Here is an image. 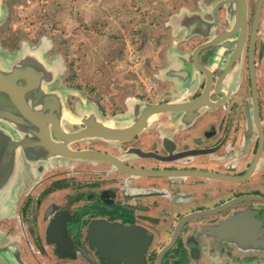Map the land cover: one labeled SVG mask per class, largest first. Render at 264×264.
<instances>
[{"label": "flooded vegetation", "instance_id": "1", "mask_svg": "<svg viewBox=\"0 0 264 264\" xmlns=\"http://www.w3.org/2000/svg\"><path fill=\"white\" fill-rule=\"evenodd\" d=\"M174 3L168 10L154 12L156 27L144 25L138 30L156 36L163 44L154 69L173 65L175 78L164 76L166 81L160 82L149 76V91L125 89L104 106L90 93L82 94L106 118L124 113L121 100L128 94L147 103L191 104L178 108L179 113H162L152 129L131 139L113 144L87 140L68 144L74 151L106 155L103 157L114 164L58 156L29 163L19 150L13 213L0 221L1 263L127 264L126 251L107 254L96 243L91 247L93 230L101 233L104 224L136 227L151 237L141 264H264L262 248L250 245L247 250L239 242L246 225L226 223L232 213L255 210L259 214L255 219L260 224L263 221L261 227L257 223V230L264 240V0H246V23L240 35L229 23L228 0ZM181 9L203 18L204 23L211 22L205 32L211 37L203 38V32L193 35L191 27L179 23L173 36L165 23ZM5 39L2 43L8 51L17 50L23 40L19 35ZM172 46L178 61L167 58ZM60 49L69 72L64 82L72 86L75 73L67 44L54 48L49 57ZM187 67L196 71L197 86L180 92L172 89L187 86L183 75ZM66 101L74 111L77 99ZM2 126L19 139L15 130ZM52 137L56 139L54 134ZM193 150L205 153L190 154ZM129 169L143 174L147 170L168 174L210 171L240 181L144 176L129 173ZM238 199L256 201L230 206ZM217 224L224 228L220 237H215ZM98 233V238L108 237ZM206 238L218 251L202 255L198 241Z\"/></svg>", "mask_w": 264, "mask_h": 264}, {"label": "water", "instance_id": "2", "mask_svg": "<svg viewBox=\"0 0 264 264\" xmlns=\"http://www.w3.org/2000/svg\"><path fill=\"white\" fill-rule=\"evenodd\" d=\"M4 1L7 0H0V26H3L9 13ZM227 7L231 14L229 23L235 32H240V35L241 29L246 23V0H228ZM185 12L181 9L178 14L170 15L167 19L165 26L172 28V35L175 36V28L179 23L185 28L191 27L193 35H200L199 32H203V38H210L211 35L205 32L212 27L211 22L204 23L202 22L203 18L197 17L195 14L187 15ZM186 30L183 29L182 31L185 32ZM52 46V39L41 36L36 44L22 42L13 54L0 50V221L7 219L13 213L17 177L20 169L19 150L23 160L29 163L34 161L46 162L49 157L58 156L114 164V162L103 157L106 155L90 151H74L70 149L68 144L82 140L92 143L100 141L101 143L113 144L131 139L145 130L152 129L162 113H179L176 112L178 108L191 104L176 101L147 103L128 94L121 100L124 113L106 118L95 106L86 102L78 91L62 86L61 83L67 76V69L60 53L49 57ZM176 53V49L172 46L166 53L167 58L176 61L178 59L174 57ZM185 70L187 72L183 75H186L187 86L186 84L181 87L173 86L172 89L180 92L185 90V87L187 90L189 86L192 90L194 86H197L199 81L196 71L190 67ZM151 76L153 79L164 82L166 81L164 76L176 77V68L169 65L164 69L151 72ZM69 97H76L77 99L74 111H71L67 105L66 100ZM195 104L201 106L200 102ZM185 117H187V113H185ZM68 124L84 125L85 128L73 130ZM2 125L15 130L19 139L15 140ZM52 134L55 135L56 139H53ZM200 153H205V150L190 152V154L195 155ZM118 169L126 171L123 168ZM140 172L142 170L129 169V173L144 176L188 175L230 182L240 181L234 180L232 176L220 175L210 171H191L185 172L186 174L182 172L168 174L163 171L154 172L151 170L144 171L145 174ZM247 201L256 200L238 199L231 202L230 206ZM259 201L262 202L263 200L260 199ZM253 212L256 211L245 209L232 213L227 218L226 223L232 224L241 221L242 225H246V234L242 233L243 238L239 241L241 245L245 246L247 250L250 245L264 250L263 235L259 236L257 230V223L261 227L263 221L260 224V221L255 219V216L259 214ZM101 228L103 230L101 233H98L97 230L92 232L93 240L90 239L92 248L96 247L94 244L96 243L106 253L108 252L107 254H120L126 251L129 253L127 264L142 263L144 251L150 243V236L132 226H106L102 224ZM214 229L215 237L223 235L224 228L220 224L214 226ZM97 233L108 237L98 238L96 237ZM164 250L165 248L161 252ZM0 264L3 263L0 262Z\"/></svg>", "mask_w": 264, "mask_h": 264}, {"label": "rangeland", "instance_id": "3", "mask_svg": "<svg viewBox=\"0 0 264 264\" xmlns=\"http://www.w3.org/2000/svg\"><path fill=\"white\" fill-rule=\"evenodd\" d=\"M174 1L7 0L4 4L10 11L0 26V50L13 54L14 50L5 49L2 42L18 35L26 38L21 42L36 44L46 33L55 38V49L65 42L75 82L66 86L63 81L62 86L78 91L82 97V91H86L104 106L114 93L126 89L121 82L123 86L136 85L139 93L144 91L147 82L144 84L137 75L154 70L163 44L138 29L144 25L156 27L154 12L168 10Z\"/></svg>", "mask_w": 264, "mask_h": 264}, {"label": "crops", "instance_id": "4", "mask_svg": "<svg viewBox=\"0 0 264 264\" xmlns=\"http://www.w3.org/2000/svg\"><path fill=\"white\" fill-rule=\"evenodd\" d=\"M132 24V23H131ZM146 33L147 32H143V34H145V36L146 37H149L150 36V34H148L147 33V35H146ZM42 35H46V33H43ZM41 35V36H42ZM40 36V37H41ZM39 37V38H40ZM48 38H50V39H52L53 40V46H52V49H51V52H53V49H54V45H55V38H53V37H49V36H47ZM64 37H65V40H66V36L64 35ZM127 38H129V37H126V39H125V41L127 40ZM26 38H24L23 40H25ZM64 44V43H63ZM125 45H128L127 44V42H126V44ZM62 49H60V50H58V53H60L61 54V56H62V60H63V62H64V65H65V61H64V59H63V55H62V51H61ZM66 66V65H65ZM66 69H67V67H66ZM152 72H156V69H154ZM69 72H68V69H67V74H68ZM149 76H150V78L151 79H153L152 78V76H151V72L149 71V70H146L145 71V74H142L141 76L138 74L137 75V77L138 78H140V80L145 84L146 82H147V85H146V88L144 89V91H149L150 89H151V84H150V82H149ZM154 80V79H153ZM156 81V80H155ZM129 82V81H128ZM120 85H122V87H125L126 89H128L129 91H132V92H138L137 91V86L135 85V86H133L132 87V85L129 83V84H126L127 86H123V82H121L120 83ZM128 91V92H129ZM122 93V92H121ZM116 93H114V95H115ZM211 241V240H210ZM209 241V239L208 238H206V239H202V240H199L198 242H199V246H201V252H203L204 251V253H202V255L203 254H208V253H210V252H212V253H214V250H216V251H218V246H216L213 242H210ZM212 245V246H211ZM203 247H204V249H203Z\"/></svg>", "mask_w": 264, "mask_h": 264}]
</instances>
